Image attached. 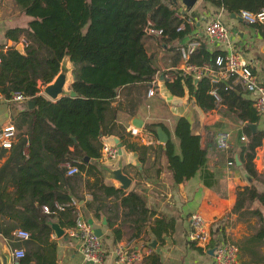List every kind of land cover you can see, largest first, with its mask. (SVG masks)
Here are the masks:
<instances>
[{"label": "trees", "instance_id": "trees-1", "mask_svg": "<svg viewBox=\"0 0 264 264\" xmlns=\"http://www.w3.org/2000/svg\"><path fill=\"white\" fill-rule=\"evenodd\" d=\"M16 1L30 18L26 27L17 28L16 31L24 33L29 43L24 52L13 45L6 50L0 49V94L10 99L15 92L21 91L34 99L35 104L28 106L26 102L20 109L13 123L18 129L17 139L11 147L0 150V157L11 150L0 169V213L7 210L18 215L25 229L31 230V237L40 241V245L28 248L25 255L18 258L19 264H29L31 261H35V264H55L56 245L48 238L52 227L48 215L40 216V207L49 204L55 209L56 201L71 203L72 197L64 186L68 181L67 162L77 164L81 172L93 173L97 178L102 176L98 164L90 159L102 154L101 129L104 134L112 131L108 124H114L117 115V107L113 106L112 101L117 99L123 86L137 84L148 89L157 72L153 55L144 42L149 21L163 28L165 39H175L189 31L191 24L185 17L195 11L182 14L178 4L170 5L164 0ZM204 1L223 7L229 13L264 8V0ZM252 25L264 36L261 23ZM11 35L18 39L16 35ZM225 52L212 51L206 42L201 41L191 61L213 63L218 54ZM66 55L74 63L72 87L76 95H64L54 100L39 92L41 88L38 82L44 84L52 80ZM194 77L180 69L176 71L175 79L170 81L167 78L165 81L170 90L177 94H184L187 87L205 110L226 104L227 110L235 111L233 107L237 105L242 109L236 111L240 119H248L247 123L259 121L260 114L254 101L239 93L241 88L232 78L212 83L211 76L206 74L195 83ZM215 86L218 87L220 99L211 92ZM247 123L244 128L251 137L248 155L252 158L256 147L263 142L261 138L264 132H253ZM162 124L150 119L144 128L157 133V126ZM174 130L179 145L170 138L165 151L173 176L179 183L206 166L208 147L202 146L201 134L193 131L187 116L177 117ZM207 130L216 131L215 126H208ZM86 156H89V160ZM7 173L16 186L14 197L6 196L1 191ZM211 174L205 167V182L210 183L208 176ZM87 185L92 187L93 184L88 182ZM106 189L113 193L121 191L114 185H106ZM245 197L252 199L251 194ZM122 202L128 204L131 211L139 213L142 217L140 221L144 220L143 215L148 208L136 191H130ZM89 206L95 215H100L102 205L94 207L89 202ZM65 209L69 211L70 224L74 225L76 219L72 212L76 209L75 205L67 204ZM169 227L170 222L156 218L153 229L162 238V233L167 232ZM0 228L5 236L15 238L13 224ZM120 234L121 230L117 229V236ZM145 264L169 263L163 262L160 252L153 249L146 256Z\"/></svg>", "mask_w": 264, "mask_h": 264}, {"label": "crops", "instance_id": "crops-1", "mask_svg": "<svg viewBox=\"0 0 264 264\" xmlns=\"http://www.w3.org/2000/svg\"><path fill=\"white\" fill-rule=\"evenodd\" d=\"M164 1L170 5L175 4L173 0ZM178 6L182 12L181 5ZM193 10L194 14L185 17L191 26L184 35L170 40L165 39V36L145 35V45L153 55L157 68L149 83L155 86V93L148 96V89L144 85L121 87L119 96L112 101L113 106L117 107L115 123L108 124L112 131L103 133V144L108 142L117 145L115 138L118 137L122 143V152L114 158L102 153L101 156L90 159L100 167L101 177L97 178L86 171L67 174L68 181L64 186L72 200L76 201L73 203L76 209L72 212L74 220L83 217L89 221L92 218L93 227L102 228L104 259L94 262L83 258L80 250L81 238L70 233L75 224H70L68 209L48 213L40 207V216L48 215L52 227L48 238L49 242L56 245L55 264H112L116 248L121 244L131 249L138 247L142 251L143 257L138 264H145L146 256L153 249L160 252L163 262L169 264H216L210 249L216 242L222 241L238 244L242 263L264 262V151L260 145L256 147L255 155L249 157L251 137L244 128L248 119L238 117L237 112L242 109L237 105L233 107L235 111L227 110L226 104L205 110L196 102L187 87L184 94H177L170 90L165 81L167 78L170 81L175 79L176 71L182 68L179 46L195 37L206 42L212 51H241L264 81V36L257 27L247 23L242 17L232 16L223 7H217L212 2L198 0L187 13ZM217 15L230 28L233 48L209 38L206 34L207 23ZM29 19L16 0H0V49L6 50L12 46L13 40L19 42L26 38L24 33L16 29L26 27ZM12 29L15 31H11ZM10 33L18 39H14ZM236 84L241 88V95L254 101L257 92L247 90L240 83ZM38 85L41 88L39 92L45 95L42 82L39 81ZM24 105L25 102L9 100L0 94V128L14 123L15 116ZM181 115L190 119L193 131L201 134L202 146L208 147L205 167L212 173L208 176L210 183L205 182V167L184 182L177 183L173 176L165 150L170 138L179 145L174 127L177 117ZM136 116L144 120L138 135L129 130ZM150 119L163 122L164 125L161 126L169 136L167 141L160 140L158 133L144 128L146 121ZM208 126H215L216 131L209 132ZM221 130H230L232 133L230 146L227 148L216 144V134ZM256 131L264 132V113L260 114V119L256 122ZM244 134L247 139L241 138ZM261 139L264 140V134ZM10 151L7 150L0 157V169L8 159ZM121 164L123 171L132 178L127 188H121L119 182L109 176L111 170ZM251 170L255 173L252 174ZM10 176L9 173L5 175L1 191L6 196L14 197L16 186ZM88 182L93 184L92 187L87 185ZM106 185H114L121 191L109 192ZM132 190L143 198L148 208L143 215V221H140L142 217L137 211H131L128 204L122 202L123 197ZM247 194H251L252 199L246 198ZM89 202L94 207L102 205L99 209L100 215H95ZM195 211L201 212L209 222V242H200L189 237L192 229L190 215ZM156 218H164L170 222V227L167 232L162 233V238L153 229ZM12 224L13 234L16 229L24 227L22 218L18 215L7 210L0 213V227ZM53 224H57L63 233L58 234ZM117 229L121 230L120 236H117ZM14 237L10 239L5 236L0 228L1 264L2 255L6 252L10 254L9 264H19L13 253L15 248L24 247L27 250L40 245V241L32 237ZM156 241L157 244L153 245ZM29 264H35V261Z\"/></svg>", "mask_w": 264, "mask_h": 264}, {"label": "built area", "instance_id": "built-area-1", "mask_svg": "<svg viewBox=\"0 0 264 264\" xmlns=\"http://www.w3.org/2000/svg\"><path fill=\"white\" fill-rule=\"evenodd\" d=\"M240 15L247 23H261L264 27V8L259 10L242 9ZM145 31L147 34L156 36L164 35L163 28L155 26L151 21H149ZM205 31L209 38L225 43L233 48L230 28L220 15L213 17L207 23ZM22 41L25 46L29 43L27 38H23ZM200 44L201 40L195 37L179 46V52L183 62L181 69L185 73L193 74L199 78L208 74L211 76L212 83H218L222 80L232 78L236 83H240L247 90L257 92V95L254 98V105L259 114L264 113V81L261 80L241 51L231 49L225 53L218 54L213 63L206 62L204 64H198L191 61V56ZM211 92L220 99L217 86H215ZM154 93L155 86L152 83L148 87L147 95L152 96ZM29 99L30 96L18 91L15 92L9 100L26 103ZM129 130L135 135L140 133V127L134 124L129 127ZM17 136L18 129L13 123L2 126L0 128V150L2 147H11L13 142L17 139ZM230 136V130L219 131L216 134V144L223 148L229 147ZM241 138L247 139V136L244 134ZM260 145L261 149L264 151V140ZM102 153L109 158H114L119 154L118 146L116 144L105 142L102 146ZM66 166L68 174L73 175L81 172L80 167L75 163L67 162ZM75 202V200H72L71 203H61L56 201L55 209H52L49 204H43L42 208L46 212L53 213L56 210H63L66 208L67 204H73ZM190 223L192 225L189 234L191 239L200 242L210 241L211 231L209 229V222L201 212H192L190 215ZM14 233L17 237L22 239L31 237V231L25 228H18ZM70 233L81 238L82 243L80 250L85 260L101 262L104 259V244L101 236L95 232L92 223L83 217H78L75 225L71 228ZM13 253L17 258H20L25 255L26 250L24 247H18L14 249ZM142 257L143 253L138 247H133L131 249L128 248V246L121 244L116 248L115 258L112 264H138V261ZM214 259L216 264H244L239 258L238 244L232 241L219 242L214 251Z\"/></svg>", "mask_w": 264, "mask_h": 264}, {"label": "water", "instance_id": "water-1", "mask_svg": "<svg viewBox=\"0 0 264 264\" xmlns=\"http://www.w3.org/2000/svg\"><path fill=\"white\" fill-rule=\"evenodd\" d=\"M175 3H178L182 7V12H189L192 10V8L195 6L198 0H173ZM232 16H240V13L232 12ZM12 45L15 46L18 50L24 52L25 51V45L23 41L16 42L13 40ZM73 69H74V63L71 61V58L69 55H66L63 57L60 65V70L58 73L53 77L52 80L44 83L42 85L43 92L45 95H47L51 99H58L64 95H71L74 96L76 95L75 89L72 87V82L74 79V74H73ZM199 80V77L195 76L194 81L195 83ZM28 106H33L35 104L34 99H29L27 102ZM134 125L138 127H142L144 124V120L141 117L136 116L133 120ZM247 125L252 128L253 132L256 131V123L249 122ZM103 129L100 131V136H103ZM157 133L162 141H167L169 139V136L167 132L163 129L161 125L157 126ZM118 146V151L121 153L122 152V143L120 142L119 138H115ZM86 159L89 160V156L85 157ZM113 178H115L118 182L121 188H127L131 181L132 178H130L124 171H123V166L118 165L115 167L113 170H111V174L109 175ZM89 222L93 223V219L90 218ZM53 227L56 229V232L58 234H62L63 230L57 225L53 224ZM94 230L98 235H102V228L100 226H94ZM156 242H153V245H156ZM219 242H216L214 246L211 247L210 252L214 254V251L217 247ZM160 247H157V250H159ZM9 257L10 254L9 252H6L4 255H2V264H9Z\"/></svg>", "mask_w": 264, "mask_h": 264}]
</instances>
